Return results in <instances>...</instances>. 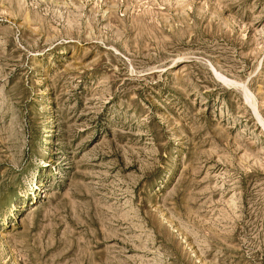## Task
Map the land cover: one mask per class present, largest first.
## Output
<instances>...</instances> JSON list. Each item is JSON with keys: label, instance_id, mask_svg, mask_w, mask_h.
<instances>
[{"label": "rangeland", "instance_id": "obj_1", "mask_svg": "<svg viewBox=\"0 0 264 264\" xmlns=\"http://www.w3.org/2000/svg\"><path fill=\"white\" fill-rule=\"evenodd\" d=\"M0 264H264V0H0Z\"/></svg>", "mask_w": 264, "mask_h": 264}]
</instances>
